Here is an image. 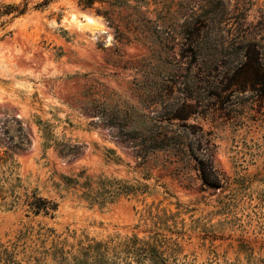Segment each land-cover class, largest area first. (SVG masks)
I'll return each instance as SVG.
<instances>
[{"label": "rangeland", "instance_id": "obj_1", "mask_svg": "<svg viewBox=\"0 0 264 264\" xmlns=\"http://www.w3.org/2000/svg\"><path fill=\"white\" fill-rule=\"evenodd\" d=\"M77 2L0 0V264H264V0Z\"/></svg>", "mask_w": 264, "mask_h": 264}, {"label": "trees", "instance_id": "obj_2", "mask_svg": "<svg viewBox=\"0 0 264 264\" xmlns=\"http://www.w3.org/2000/svg\"><path fill=\"white\" fill-rule=\"evenodd\" d=\"M150 0H78V6L82 10L93 9L95 3L101 5L105 4L107 10H97L98 14L104 16L106 20L112 16L114 11L129 7L130 3H134L133 10H137L143 5L148 6ZM244 72L247 75L246 81L250 84L252 90H256L258 85H262L264 88V63L259 59H251L248 57V62L245 64ZM264 90V89H263ZM32 201L27 203L26 206L33 213L38 215L39 213L48 214L49 211H55L54 204L46 201L45 199L32 196ZM152 241H142L136 237L125 239L124 241L112 245H95L89 246L88 251L92 252L94 258L106 257V264H116L115 261L109 259L115 257V260H119L121 264H168L170 255L168 253L169 244L162 241L159 236H154ZM175 251H178L177 245L174 244ZM175 251L173 253H175ZM113 261V262H112ZM173 264H177L175 258L172 259ZM185 264V263H181Z\"/></svg>", "mask_w": 264, "mask_h": 264}, {"label": "bare ground", "instance_id": "obj_3", "mask_svg": "<svg viewBox=\"0 0 264 264\" xmlns=\"http://www.w3.org/2000/svg\"><path fill=\"white\" fill-rule=\"evenodd\" d=\"M86 20H87V22H88L89 24H90V23H91V24L93 23V20H92L91 18H89V17L86 18Z\"/></svg>", "mask_w": 264, "mask_h": 264}]
</instances>
